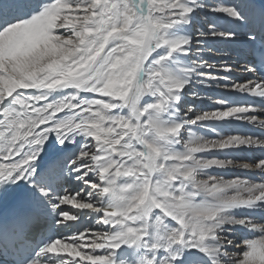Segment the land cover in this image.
Returning a JSON list of instances; mask_svg holds the SVG:
<instances>
[{"label": "snow or ice", "instance_id": "6c2138e0", "mask_svg": "<svg viewBox=\"0 0 264 264\" xmlns=\"http://www.w3.org/2000/svg\"><path fill=\"white\" fill-rule=\"evenodd\" d=\"M209 40L244 46L259 102L195 111ZM258 112L264 0H0V264H264V178L213 174L264 173L226 154L264 138L203 130Z\"/></svg>", "mask_w": 264, "mask_h": 264}, {"label": "bare ground", "instance_id": "6f19581e", "mask_svg": "<svg viewBox=\"0 0 264 264\" xmlns=\"http://www.w3.org/2000/svg\"><path fill=\"white\" fill-rule=\"evenodd\" d=\"M211 19L213 20V18H211ZM215 21L217 23H219L218 20H215ZM202 23H203V21H199L197 26L199 27ZM222 24H224V23H222ZM209 44L212 48H214V50L221 51V50H223L222 46H225L226 42L209 40ZM233 45L235 46L236 44H233ZM239 45H241L240 47H244L242 44H239ZM226 48L227 47H225V49ZM214 50L212 49V51L210 53L205 51L204 55L206 58H208L209 56L212 57L211 62L215 65V68H214L212 74H213V76L220 77L221 82L213 83L210 86L205 85V86L200 87L198 89V91H199V96L200 97L202 96V99L197 98L199 96H197V97H191L190 96L188 98L189 103L195 105V111L198 113L200 112V107H201L203 102H201V103H197V102L200 100H204L203 96H205V95H208V100L211 98L210 96H212L214 98L213 100L211 99L212 103H209L211 105L219 104L220 101L216 100V96H219L220 98H223V96H225L226 98H230L229 97L230 94L237 95V96L241 97V99H243V100H244V98H247L246 100H248V98H251L248 94L237 92L231 86L234 83H244V82H247L248 80H256L255 79V73H253L250 70L251 65L248 64V60L246 59L243 50L231 49V52H229V50H224V52H226V53L222 54V55L215 53ZM227 53L232 54L234 56H229ZM232 61H238L241 64H239L237 68H233V66H235L236 63H234ZM245 66L248 67V69H249L248 71H245ZM226 68L230 69L231 71H225ZM225 76L228 77L227 80H223V77H225ZM223 84H227L228 86L224 87ZM253 98H255V97H253ZM257 115L260 117L261 120H264V113L258 112ZM212 128H215L216 132L219 133V135H220V132L224 133L223 136H228V135H241V136H243L245 134H248L247 132H249V133L252 132L254 134V136H260L261 138H263V136H264V128L260 127L258 122L257 123H249L246 120L236 119V118L235 119L228 118L224 122H222V121H207V122H205V126L203 127L204 131L210 132ZM263 151L264 150H262L260 148H251L250 149V148H246V147L242 146L241 149L228 150V151H226V153L231 154V155H229V157L234 158L236 160L237 164L242 165L244 163H248L247 161H248V158H250V157L259 158V156H261V153ZM236 152L238 155L236 154ZM232 153H234V155H232ZM239 162H243V163H239ZM251 170L255 171V172H249ZM254 173H256V176L253 175ZM215 174L223 175L224 177H226V176H232L233 177V176L241 175L242 178H244V179H252V180H255L257 177H260V178H262V176L264 177V173L260 172L259 169H255V168L245 169L243 167L229 168L227 170H224V171H221L218 173L215 172ZM65 188L69 194H73L77 190V186H76L75 182H72V183L65 185ZM63 207H65L66 209L71 210L73 212L76 211L71 205H67V206H63Z\"/></svg>", "mask_w": 264, "mask_h": 264}, {"label": "rangeland", "instance_id": "374dc122", "mask_svg": "<svg viewBox=\"0 0 264 264\" xmlns=\"http://www.w3.org/2000/svg\"><path fill=\"white\" fill-rule=\"evenodd\" d=\"M227 2H229V0H208V3H210V4H221V3H227ZM208 15L210 16V18H213V20H218V22L219 23H224L225 24V26H227V24H226V21H225V19L222 17V16H220V14H212V13H208ZM61 31H63V30H61ZM210 45V44H209ZM213 45V44H212ZM241 45H239V44H236L235 46L233 45V44H231V43H228V42H226V44H225V46H222L223 48V50H221V51H219V50H214V48H212L213 50H214V52L215 53H217V54H225L226 52H224V50H229V52H231V49H234V50H243V47H240ZM225 47H227L226 49H225ZM219 51V52H218ZM229 56H234V55H232V54H229V53H227ZM232 62H234V63H236L235 64V66H233V68H237L238 67V65L239 64H241L240 62H238V61H232ZM235 74V73H234ZM245 81V80H244ZM211 98L208 100V95H205V96H203V98H204V100H200V101H198L197 103H201V102H203L202 103V105H201V107H200V112H203V111H207V112H211V111H215V110H218V109H220V110H222L226 105H224V104H221L220 102H219V104H217V105H211V104H209V103H212L211 101L214 99L212 96H210ZM197 98H201L202 99V96L200 97H197ZM212 99V100H211ZM216 100H218V101H221V100H223L222 98H220L219 96H216ZM215 100V101H216ZM231 100V99H230ZM231 101H233V100H231ZM240 103H242V102H240ZM204 104V105H203ZM228 105H230V106H242V105H236V104H229L228 103ZM221 106V107H220ZM230 119H235L234 117L233 118H230ZM239 121V120H238ZM222 122H224V121H222ZM214 134H212V135H210V138H216V136L214 135ZM220 136H223L222 134H220ZM241 149V148H240ZM233 150H235V149H233ZM226 151H228V150H226ZM227 155H228V158H230L229 157V155H231V154H229V153H226ZM236 154H237V152H236ZM232 155H234V153H232ZM238 155V154H237ZM256 162L257 161V159H254L253 160V162ZM248 162V161H247ZM252 162V160L249 162L250 164L251 163H253ZM239 163H243V162H239ZM221 171H224V170H216V173H218V172H221ZM245 171V170H244ZM249 172H255V171H249ZM214 175H217V174H215V172L213 173ZM240 176V177H239ZM239 176H226L225 178H236V177H239V178H241V179H244V178H242V176L241 175H239ZM260 178V177H259ZM257 235H258V233H257ZM250 238H255L254 236L253 237H250Z\"/></svg>", "mask_w": 264, "mask_h": 264}]
</instances>
